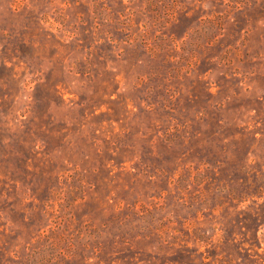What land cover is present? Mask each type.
<instances>
[{
	"label": "rangeland",
	"instance_id": "obj_1",
	"mask_svg": "<svg viewBox=\"0 0 264 264\" xmlns=\"http://www.w3.org/2000/svg\"><path fill=\"white\" fill-rule=\"evenodd\" d=\"M0 264H264V0H0Z\"/></svg>",
	"mask_w": 264,
	"mask_h": 264
}]
</instances>
